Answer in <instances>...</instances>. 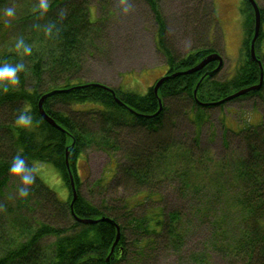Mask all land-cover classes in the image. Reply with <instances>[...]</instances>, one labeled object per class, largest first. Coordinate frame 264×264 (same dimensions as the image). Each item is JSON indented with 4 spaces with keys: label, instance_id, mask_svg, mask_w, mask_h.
<instances>
[{
    "label": "trees",
    "instance_id": "1",
    "mask_svg": "<svg viewBox=\"0 0 264 264\" xmlns=\"http://www.w3.org/2000/svg\"><path fill=\"white\" fill-rule=\"evenodd\" d=\"M145 1L156 24V45L167 66L163 75L192 67L216 51L202 45L185 55L175 54L167 41L158 1ZM242 1L245 38L239 64L230 76L217 79L221 68L208 75L217 65L212 61L195 72L163 80L156 91L157 80L142 93L128 85L110 87L112 93L94 84L100 82L79 78L104 24L90 20V0H49L44 14L37 8L39 0H0V64L25 65L18 73L19 84L0 91V264H106L107 255L109 264H118L130 246L142 250L162 237L180 241L192 219L210 224L211 250L228 258V264H264V122L238 131L227 128L236 136L240 151L232 150L227 133V154L211 158L193 150L199 146L200 129L210 108L223 106L229 101H221L226 96L259 81L258 62L250 55L254 14L250 3ZM262 2L255 49L264 36ZM7 7H15L14 18L3 15ZM211 12L201 16L200 11L191 10L199 39L210 34L211 18L213 23L216 19L214 9ZM18 38L32 48L31 55L15 48ZM255 56L263 65L262 84L230 100L259 95L264 102V61L256 50ZM52 90L57 91L42 105L58 126L48 123L38 110L40 97ZM180 101L185 104L183 114L195 126L189 144L174 142L167 134L179 115ZM21 112L31 114L30 127L17 125ZM92 147L104 150L110 158L122 153L112 175L104 173L92 183L128 191L119 205H96L77 192L71 212L70 203L60 200L37 173L29 196L19 195L20 181L8 171L17 154L30 166L37 162L53 165L70 190L67 150L78 190L82 182L76 174V161ZM161 185H176L177 194L197 196L198 201L191 208L160 204L138 212L148 201L163 200ZM51 209L67 213L68 222L51 223L37 216L38 211ZM102 217L111 218L120 230L111 252L116 227ZM83 218L90 222L81 221ZM129 234L134 236L131 241ZM206 257L210 258V251L204 253Z\"/></svg>",
    "mask_w": 264,
    "mask_h": 264
},
{
    "label": "rangeland",
    "instance_id": "2",
    "mask_svg": "<svg viewBox=\"0 0 264 264\" xmlns=\"http://www.w3.org/2000/svg\"><path fill=\"white\" fill-rule=\"evenodd\" d=\"M157 1L166 21L167 41L175 54L182 56L199 46H211L223 59L216 78L223 79L233 73L239 64L240 48L245 38L242 0ZM255 1L259 7L263 5L262 0ZM193 9L200 11L201 16L212 13L211 9H214L213 16L216 19L213 23L211 18L208 26L210 34L207 33L200 39L194 30L195 17L191 14ZM88 10L91 21L98 19L104 24L97 37L96 47L86 55L85 65L79 75L81 81L103 82L111 88L128 85L127 87L142 93L148 85L163 76L167 66L163 53L156 45V24L145 0H90ZM198 15L200 16L199 13ZM255 50L264 61V36L258 41ZM262 94L264 96V90ZM183 105L184 102L180 101L179 115L168 128L167 134L174 142L189 144L193 142L195 126L183 114ZM261 122H264V102L261 96L229 100L223 106L210 108L209 118L200 129L199 146H193V150L195 153L201 150L211 158L221 157L230 150L224 143V134L227 133L232 150L240 151L241 148L236 146V136L227 128L238 131L247 125ZM129 142L131 139L126 140V143ZM121 155V152H117L114 158H110L102 149L88 148L76 161V174L82 182L79 189L76 188L77 192L96 205H119L121 198L129 194L128 191L116 190L112 185L106 188L95 187L92 183L104 173L106 177L111 176L117 161L122 160ZM34 167L39 178L60 200L71 202V190L53 165L37 162ZM175 187L176 185H167L165 188L161 185L163 200L148 201L137 208V211L160 204L191 208L197 203V196L183 197L175 192ZM48 211H38L37 216L51 223L62 220L64 223L68 222L67 213ZM132 236L129 234V241L133 240ZM210 241V224H201L192 219L180 241L173 243L162 237L158 238L154 246H147L142 250L130 246L125 258L118 264H228V258L211 250ZM206 251H210L209 259L203 258Z\"/></svg>",
    "mask_w": 264,
    "mask_h": 264
},
{
    "label": "clouds",
    "instance_id": "3",
    "mask_svg": "<svg viewBox=\"0 0 264 264\" xmlns=\"http://www.w3.org/2000/svg\"><path fill=\"white\" fill-rule=\"evenodd\" d=\"M37 8L41 14H44L49 9V0H39ZM3 15L8 18H14L16 16L15 7H7L4 9ZM15 48L22 50L24 55H31L32 48L25 43L23 38H18L15 44ZM25 65L23 63L0 64V91L7 92L10 88L19 84V75L23 71ZM18 126L28 128L32 125L33 119L30 113L21 112L16 118ZM9 173L18 178L20 181V187L18 193L21 197H28L30 194V186L35 184L37 179V169L34 166H30L22 155L17 154L13 157V160L8 169Z\"/></svg>",
    "mask_w": 264,
    "mask_h": 264
},
{
    "label": "water",
    "instance_id": "4",
    "mask_svg": "<svg viewBox=\"0 0 264 264\" xmlns=\"http://www.w3.org/2000/svg\"><path fill=\"white\" fill-rule=\"evenodd\" d=\"M247 1L250 3V5L252 7V10H253V14H254V32H253V36H252V38L250 40V55H251V57L253 59L257 60V62H258L259 70H260L259 81H258V83L254 84V85H251V86L242 88L240 90H237L236 92H234V93L226 96L221 101L230 100V99H232L234 97H237V96H239L241 94H244V93L248 92L249 90H256L262 84V80H263V67H262L261 61L259 59H257L256 56H255V47H254L255 40H256V38L258 36L259 29H260V12H259V6L257 5V3H256L255 0H247ZM212 61H216L217 62V65L211 71H209L207 74L208 75H211L212 73L217 72L221 68V66L223 64V59H222V56L219 53L212 52V53L207 54L205 57H203L198 63H196L192 67H189V68H187V69H185L183 71L174 72L172 74H165V75L161 76L160 78H158L157 81L154 84V91L157 90L158 86L161 84V82L163 80H165V79H167L169 77H172V76H176V75L181 74V73H192V72H195L197 70L202 69L205 65H207L208 63H210ZM94 84H97V85H100V86H104V87L108 88L113 93V90L110 87H108V86H105V85L100 84V83H94ZM56 91L57 90H52V91L46 92L45 94H43L40 97V99L38 101V110H39L40 115L48 123H50L53 126H58V125H56V123L54 122V120L44 111L42 104H43V100L46 97L50 96L51 94L55 93ZM194 93H195V90H194ZM65 164H66V167L68 169L69 184H70V190H71V194H72V199H71V202L69 204L70 210L72 212V204H73L74 200L77 197V190H76V186H75V183H74V179H73L72 173H71V171L69 169L68 151L67 150L65 152ZM101 219H106V220L110 221L116 227V237H115L114 243H113V245L111 247V250H110V252H111L112 249H113V247H114V245L118 242L119 235H120V230H119L118 225H116L115 222L111 218H109V217H102ZM81 221H83V222H90V219H84L83 218V219H81ZM106 264H109V255H107V257H106Z\"/></svg>",
    "mask_w": 264,
    "mask_h": 264
},
{
    "label": "bare ground",
    "instance_id": "5",
    "mask_svg": "<svg viewBox=\"0 0 264 264\" xmlns=\"http://www.w3.org/2000/svg\"><path fill=\"white\" fill-rule=\"evenodd\" d=\"M98 24V23H97ZM213 74V73H212ZM116 236V235H115Z\"/></svg>",
    "mask_w": 264,
    "mask_h": 264
}]
</instances>
